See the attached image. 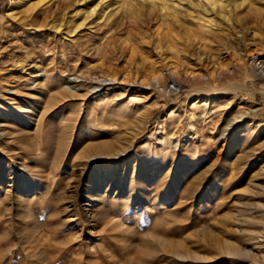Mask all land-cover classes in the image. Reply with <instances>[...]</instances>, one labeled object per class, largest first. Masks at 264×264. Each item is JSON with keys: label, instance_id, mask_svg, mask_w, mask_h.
I'll use <instances>...</instances> for the list:
<instances>
[{"label": "rangeland", "instance_id": "rangeland-1", "mask_svg": "<svg viewBox=\"0 0 264 264\" xmlns=\"http://www.w3.org/2000/svg\"><path fill=\"white\" fill-rule=\"evenodd\" d=\"M123 1L135 10L117 27L98 12L71 35L16 30L12 0H0V264H264V77L235 66L264 48V0H214L217 10L195 0L187 16L161 0ZM166 62L208 77L184 74L177 92L96 82L145 79ZM70 78L82 84L76 95L61 91ZM227 206L235 222L224 225Z\"/></svg>", "mask_w": 264, "mask_h": 264}, {"label": "bare ground", "instance_id": "bare-ground-1", "mask_svg": "<svg viewBox=\"0 0 264 264\" xmlns=\"http://www.w3.org/2000/svg\"><path fill=\"white\" fill-rule=\"evenodd\" d=\"M85 1H87V0H54L52 3H49L48 6L44 7L46 0H12V8L10 9V12H9L8 15L16 20V24L14 25L16 30H19V29L24 30V29H27V27H30V26H36L37 28H42V27H46V26H50V27L53 26L55 29H57V31L58 30H65L67 33H69L71 35H75L77 33V31L81 27L84 26L83 25V24H85L84 22H86V20L90 16H93L94 14H98V12H99V15H100L99 16L100 17V21L111 19L112 20V24L116 25V24L120 23L121 21H123L126 18L127 15L129 16V14L133 13L134 10H135L134 9L135 6L133 5V3L131 1L100 0L99 3L93 9H91V11H89L86 16L84 14H82V12H74L75 9H76L74 7L76 5L83 4ZM205 1H207L212 6V8L214 10H217L216 8L219 5L214 0H205ZM245 1L246 0L239 1L238 2V6L243 5L245 3ZM136 2H138V1H136ZM175 2H177V1L176 0H161L160 3H161V5H163V3L164 4H169V9L170 10H172L173 12H177L180 15L181 14H186V16L190 14L189 11H190L191 7L192 8H199L202 5V4L200 5V3H198L195 0H189V8H188V7L185 6L184 0H179L177 3H175ZM203 5H204V3H203ZM205 5H206V3H205ZM138 6H140V5H138ZM182 6L187 11L186 13L181 11V7ZM248 7L251 10L253 8L251 4H248ZM163 8H165L164 5L160 9H163ZM201 9H202V7H201ZM147 11H149V10H147ZM157 11H159V10L156 9L155 12L157 13ZM256 11H258V9H255V12ZM161 12H158V13H161ZM151 13L154 14V12H151ZM80 14L82 16L83 15L85 16V19L83 20V22H79V23H76V24L70 26L71 18L74 15H80ZM173 16H174L173 14L172 15L170 14L171 18H174ZM40 17H42V19H40ZM50 17H54V18L58 17L57 19H60L61 21L59 23H56V24L53 25L49 21ZM174 20H175V22L173 21L174 24L178 25L180 28H183L185 26L184 22H182V21H180L178 19H174ZM230 26H232L231 28H233L234 25L230 24ZM116 27H117V25H116ZM228 27H229V24H228ZM224 28H226V26ZM240 28L243 29L244 26L242 25V26H240ZM230 30H232V29H230ZM236 30H234V31H236ZM238 31H240V30L238 29ZM186 42L190 43V42H193V40L188 38ZM194 42H197L196 38L194 39ZM235 66L238 69H240V70L247 71L250 74V77H252L253 79L259 78V77H264V48H259V47L255 48V46L247 48L245 51L241 52L240 57H239L238 61L236 62ZM32 71H33L34 75L38 74V72L41 73V70L38 67H36V66L33 67ZM225 71H228V69H226ZM184 74L187 77L186 79H188L190 82L192 80L196 79V78H202V77H206L207 78L208 77V75H204V74H193L191 72H189V73L183 72L181 67H178V66L176 67L174 64L166 62L163 68H161L156 73H152V75L148 76V78H145V79H139L138 76H135L136 80H132L130 78V76L126 75V74L124 76L121 75L119 77L118 76L115 77V76H108L107 75V77H103V78L96 77V79H97L96 82H97L98 87H100V88L105 86V85H108V83H118V82L126 83V84L139 83L140 85H142L144 87H153L154 84H156L155 82H158L161 86H163L164 90H166L168 88V85H169V82H170L171 83V88H170L171 90L170 91L171 92H177L179 90V88L181 87L180 86V79L182 78V76ZM79 88H83L82 84H78L77 80H73V78H70L66 82V84L63 85V87H61V89H62L61 91L65 92L66 94L69 93L71 95H76ZM8 92H9V94L11 93L12 95H14V94H18L19 90L16 87H11V88L8 89ZM243 117H244L243 115L240 116V118H243ZM230 129L231 128L229 127L227 132H225L223 134V136L228 134ZM5 135H8V133L7 132H0V136H5ZM210 148H211V146H210ZM125 151H127V150H123L121 152H117V153H115L113 155L119 156V155L125 153ZM198 155H199V153H198ZM213 165H214L213 162H210L208 164L209 170L213 167ZM205 173L206 172L203 169L199 172V176L198 177L200 178V184L201 185L204 184V181H203L204 180L203 179L204 176L203 175ZM226 182L227 183L225 184L224 196L227 193V189L226 188L227 187H231L235 183V181L231 180V178L226 180ZM218 196H219V194H218ZM215 197H216V195H213V197H211V199L215 198ZM217 198L218 197H216L215 199H217ZM219 198H220V196H219ZM211 199H210V201H211ZM227 201H228V197L227 198L224 197L223 206L224 205L226 206ZM250 206H251V209H252L254 205H250ZM226 208L228 209V212L222 217V219H224V220H221V221H223L224 225L225 224L228 225L231 222H235V218L233 216H231V214L229 213V212H233V210L231 211V206H227ZM256 211L258 212L259 209L256 208ZM205 220L206 219H205V216H204V211L201 209L200 216H199V219H198L200 229L198 228L199 230H197V232L202 237H204L206 235H210L211 231H212V229H208L206 227V225L208 227L210 225V228H211V224H205L204 225ZM250 220H253L252 217L247 220V223L248 224H254L252 222L250 223ZM258 224L259 225L263 224L262 231H260V233H263V231H264V218L261 219L260 223L258 221L257 225ZM222 248L227 252V254H230L231 256H237L238 258L239 257L240 258H245V256L241 254L242 253V249L239 246H237L236 244L232 243V242H226L225 244L222 245Z\"/></svg>", "mask_w": 264, "mask_h": 264}]
</instances>
